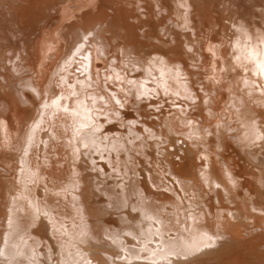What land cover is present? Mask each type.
<instances>
[{
	"label": "bare ground",
	"instance_id": "obj_1",
	"mask_svg": "<svg viewBox=\"0 0 264 264\" xmlns=\"http://www.w3.org/2000/svg\"><path fill=\"white\" fill-rule=\"evenodd\" d=\"M261 64L264 0H0V264H264Z\"/></svg>",
	"mask_w": 264,
	"mask_h": 264
},
{
	"label": "snow or ice",
	"instance_id": "obj_2",
	"mask_svg": "<svg viewBox=\"0 0 264 264\" xmlns=\"http://www.w3.org/2000/svg\"><path fill=\"white\" fill-rule=\"evenodd\" d=\"M88 35L91 36L92 33H88ZM85 38L87 39V37H85ZM77 51H79V47L77 48ZM188 51L191 52L192 49H189ZM74 55H75V53H74ZM260 71H261V73H264V64H261V65H260ZM174 254H175L177 257H179V256L181 255V251H176Z\"/></svg>",
	"mask_w": 264,
	"mask_h": 264
}]
</instances>
